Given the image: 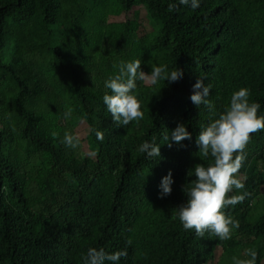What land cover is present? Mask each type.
Instances as JSON below:
<instances>
[{"label":"trees","instance_id":"obj_1","mask_svg":"<svg viewBox=\"0 0 264 264\" xmlns=\"http://www.w3.org/2000/svg\"><path fill=\"white\" fill-rule=\"evenodd\" d=\"M170 2L0 0V264H82L89 247L126 248L120 264H214L218 253L229 264L236 251L254 247L264 264V130L251 134L238 174L250 195L225 210L240 222L233 239L197 237L176 218L187 171L211 162L196 144L211 118L190 100L197 78L212 87L217 113L247 87L264 114V0H202L196 10L173 12ZM142 10L156 33L143 30ZM60 27L65 35L54 44ZM134 59L146 73L178 66L183 77L138 81L144 117L116 126L102 100L104 81ZM82 122L98 150L93 158L84 139L70 150L52 135L78 134ZM178 123L192 139L169 147L163 134ZM153 135L162 158L149 160L138 145ZM169 170L173 190L160 198Z\"/></svg>","mask_w":264,"mask_h":264},{"label":"clouds","instance_id":"obj_2","mask_svg":"<svg viewBox=\"0 0 264 264\" xmlns=\"http://www.w3.org/2000/svg\"><path fill=\"white\" fill-rule=\"evenodd\" d=\"M202 0H172L168 11L173 12L183 6L196 10ZM141 60L121 61L118 71L104 81L109 91L102 97L107 111L116 126H127L131 122L143 119L141 102L137 96L139 82L156 85L160 81L174 83L183 77V70L178 66L170 69L168 65L151 66L150 72L141 68ZM191 102L199 109L201 105L208 109L211 118L200 126L196 144L202 157H211L210 163H196L186 173V183L182 186L185 200L176 207V218L185 231L194 230L197 237H216L220 241L233 239L240 228V222L226 209L242 203L250 195L242 178L238 175L247 160L245 148L250 142L251 134L264 130V114L260 113L261 104L250 99V89L241 87L232 92L228 103L219 113L215 104L208 99L212 87L197 78L192 85ZM62 117L65 121L72 118V110L66 108ZM98 141L104 135L94 130ZM53 137L67 149L76 150L81 145V137L73 131H65L60 137L53 132ZM163 139L169 147L173 143L180 145L184 140H191L192 133L185 123H178L170 132L165 131ZM153 135L138 145V151L149 160L161 159L160 143ZM158 159V160H159ZM188 177H194L188 179ZM174 178L169 170L161 178L159 196L165 198L172 192ZM131 244V241L128 242ZM127 249L106 251L104 248L89 247L81 255L82 264H120L121 258L127 257ZM229 264H258V251L246 247L236 251L229 258Z\"/></svg>","mask_w":264,"mask_h":264},{"label":"rangeland","instance_id":"obj_3","mask_svg":"<svg viewBox=\"0 0 264 264\" xmlns=\"http://www.w3.org/2000/svg\"><path fill=\"white\" fill-rule=\"evenodd\" d=\"M140 20L142 22L144 31L150 34H154L157 32V25L149 17V15L146 13L145 10L141 11ZM64 35H65V28L60 27L55 31V34L52 36L51 40L54 44H59ZM78 135H80V137L86 141L85 149H84L85 155L91 158L95 157L97 155L98 150L95 146L91 145L88 142V137L90 135V129H89V126L85 122H82L78 125ZM225 260H227V258H224L221 253H218L216 262L214 264H222V262Z\"/></svg>","mask_w":264,"mask_h":264}]
</instances>
